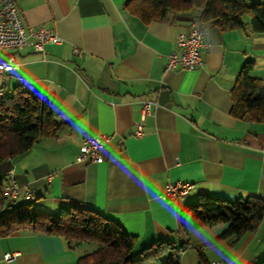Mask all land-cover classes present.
Here are the masks:
<instances>
[{"label": "crops", "instance_id": "1", "mask_svg": "<svg viewBox=\"0 0 264 264\" xmlns=\"http://www.w3.org/2000/svg\"><path fill=\"white\" fill-rule=\"evenodd\" d=\"M15 1L27 30L42 26L61 38L46 43L43 53L30 39L0 54L1 60L15 58L13 69L0 73V96L17 87L39 90L60 121L56 135L0 163L2 177L29 187L24 202L53 214L73 205L95 210L135 237V252L158 240L185 245L178 264H198V248L205 264H258L264 213L254 230L234 241L220 237L228 222L199 225L183 210L203 194L264 199V121L229 113L230 90L246 62L264 83V32L252 31L245 17L242 28L210 25L202 64L166 71V56L176 50L193 11L145 24L126 10L127 0ZM141 100L156 102L144 119ZM100 133L110 136L102 160L78 161L82 140ZM175 180L194 188L163 199ZM91 247L19 231L0 237V264H76L97 249ZM5 253L13 260L4 261Z\"/></svg>", "mask_w": 264, "mask_h": 264}, {"label": "trees", "instance_id": "2", "mask_svg": "<svg viewBox=\"0 0 264 264\" xmlns=\"http://www.w3.org/2000/svg\"><path fill=\"white\" fill-rule=\"evenodd\" d=\"M126 10L142 22H168L180 12L195 11L194 18L221 28H242L249 17L252 31L264 32V0H127ZM253 63L246 62L230 90L229 113L236 119L264 121V83L251 75ZM60 127L46 95L17 87L11 95L0 96V163L27 152L42 137L56 135ZM0 177V237L15 232H39L63 237L68 243H96L97 249L78 258L76 264H150L165 258L162 264H178L177 253L186 246L158 240L135 252V237L129 235L120 222L101 213L73 205L57 214L34 208L30 202L6 203ZM201 224L228 222L220 237L232 236L237 241L254 230L264 213V199L250 195L230 201L212 195H199L184 210ZM199 250L198 264H205ZM258 264H264L262 258Z\"/></svg>", "mask_w": 264, "mask_h": 264}, {"label": "built area", "instance_id": "3", "mask_svg": "<svg viewBox=\"0 0 264 264\" xmlns=\"http://www.w3.org/2000/svg\"><path fill=\"white\" fill-rule=\"evenodd\" d=\"M208 23L192 18L188 21L187 30L180 32L175 40L176 50L169 52L166 56L165 70L176 68L191 70L202 64L201 50L208 44L205 36L208 31ZM33 40V47L36 51L44 52L46 43H59L61 38L52 30L39 26L27 30L15 0H0V54L9 49H22L29 40ZM15 65V58L9 55L5 60L0 59V73L10 71ZM143 110L142 119L149 113L153 104L152 100L139 101ZM142 122L136 130V135L141 136L140 129ZM110 139L107 134H96L87 136L80 144L78 161L100 162L102 160L101 150ZM194 188V184L188 181L175 180L166 185V191L162 198L166 200L178 199L187 195ZM31 196V191L27 185H19L13 178L6 180L2 187V197L5 199L25 201ZM14 254L5 253L4 261H11ZM212 264H219L214 262Z\"/></svg>", "mask_w": 264, "mask_h": 264}, {"label": "rangeland", "instance_id": "4", "mask_svg": "<svg viewBox=\"0 0 264 264\" xmlns=\"http://www.w3.org/2000/svg\"><path fill=\"white\" fill-rule=\"evenodd\" d=\"M195 11H193V14L195 15V13H194ZM248 16H245V19L246 20H248ZM0 168H2V165H0ZM0 173H1V169H0ZM4 175V173H2V174H0V177H2ZM8 200H6V202H7ZM6 209H7V207L4 205L2 208H0V212H5L6 211ZM91 248H90V250L89 251H91L92 249H93V246H94V249H96L95 248V246L96 247H98V245L96 244V243H91Z\"/></svg>", "mask_w": 264, "mask_h": 264}]
</instances>
